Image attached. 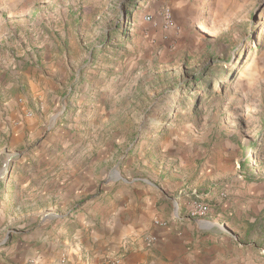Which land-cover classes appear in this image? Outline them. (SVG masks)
Wrapping results in <instances>:
<instances>
[{
  "label": "rangeland",
  "instance_id": "1",
  "mask_svg": "<svg viewBox=\"0 0 264 264\" xmlns=\"http://www.w3.org/2000/svg\"><path fill=\"white\" fill-rule=\"evenodd\" d=\"M8 20L0 249L109 177L191 175L212 155L214 214L238 263L264 264V0H22ZM209 64L208 98L195 77Z\"/></svg>",
  "mask_w": 264,
  "mask_h": 264
},
{
  "label": "crops",
  "instance_id": "2",
  "mask_svg": "<svg viewBox=\"0 0 264 264\" xmlns=\"http://www.w3.org/2000/svg\"><path fill=\"white\" fill-rule=\"evenodd\" d=\"M21 1L0 0V29L12 22L8 17ZM3 37L0 33L1 41ZM214 160L210 155L191 175L174 174L176 178L109 177L110 189L73 213L60 205L51 219L30 222L22 235L0 249V264H239L244 250L222 230V216L214 209L203 218L187 215L191 201L221 202ZM194 180L195 189H182ZM228 221L231 230L234 222ZM147 236L155 238L151 245L143 240Z\"/></svg>",
  "mask_w": 264,
  "mask_h": 264
},
{
  "label": "built area",
  "instance_id": "3",
  "mask_svg": "<svg viewBox=\"0 0 264 264\" xmlns=\"http://www.w3.org/2000/svg\"><path fill=\"white\" fill-rule=\"evenodd\" d=\"M212 206L211 203L204 200H194L191 201L188 205L187 215L189 218H203L211 214ZM181 215L178 213L177 218H180ZM163 226L167 225V222L161 223ZM225 225V224H224ZM148 245H151L155 238L152 236H147L143 239ZM102 264H112L110 262H105Z\"/></svg>",
  "mask_w": 264,
  "mask_h": 264
},
{
  "label": "trees",
  "instance_id": "4",
  "mask_svg": "<svg viewBox=\"0 0 264 264\" xmlns=\"http://www.w3.org/2000/svg\"><path fill=\"white\" fill-rule=\"evenodd\" d=\"M218 68H216L214 65L209 64L208 66H206V68L204 70H202V72L198 73L195 77V82H199L201 83V88L203 89V91L207 94L206 96L209 97H213L215 92H213V82L215 77L220 78L221 75H218ZM210 75V76H208ZM256 145H253V147H255ZM248 183H252L254 182V179H249L247 180Z\"/></svg>",
  "mask_w": 264,
  "mask_h": 264
}]
</instances>
